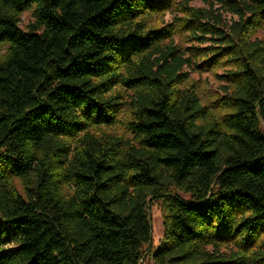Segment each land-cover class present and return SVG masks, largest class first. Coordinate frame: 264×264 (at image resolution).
Returning a JSON list of instances; mask_svg holds the SVG:
<instances>
[{
  "label": "trees",
  "instance_id": "16d2710c",
  "mask_svg": "<svg viewBox=\"0 0 264 264\" xmlns=\"http://www.w3.org/2000/svg\"><path fill=\"white\" fill-rule=\"evenodd\" d=\"M205 1L0 0V264H142L156 199L155 264H264V0Z\"/></svg>",
  "mask_w": 264,
  "mask_h": 264
},
{
  "label": "rangeland",
  "instance_id": "374dc122",
  "mask_svg": "<svg viewBox=\"0 0 264 264\" xmlns=\"http://www.w3.org/2000/svg\"><path fill=\"white\" fill-rule=\"evenodd\" d=\"M188 2L190 6L194 7H206L207 3L205 0H172V6L169 10H165L164 13L158 14L156 17L152 19L150 24L152 25H161L164 23L171 22L173 11H176L179 3ZM226 19H230L232 16L228 13L224 14ZM33 21V15L31 10L23 11L19 15L18 25L22 29H26L28 24ZM255 35L263 36V31H258ZM175 41L181 44H184L183 38L179 36H175ZM166 42V41H165ZM6 51L5 45H0V56L4 54ZM226 66L213 67L210 70L201 71V72H192L190 74V78L184 83V87H190L194 85V89L198 92L202 104H204L207 109H210V106L214 104L215 101L217 103H221L222 100L226 97L225 87H231L224 77H221L222 73H224ZM126 96L127 92H123ZM129 93V92H128ZM214 116H218L223 113V109L218 108L213 112ZM130 116V106L126 104L125 107L121 108L119 113L118 121L112 126L99 127L94 128L92 131L94 133L100 134L108 133V134H116L121 136L124 140H128L130 142H134V137L132 133L127 128L126 119ZM13 185L15 188L22 194L26 192V182L20 178L15 177L13 179ZM72 187L69 184L63 183L61 185V192L66 195L71 193ZM176 193L184 199L189 200L190 196L188 193L176 190ZM149 214L152 223V239L150 246L144 245V256L142 259V264H155L152 257L151 251L156 248L163 237V207L162 200L156 199L150 202Z\"/></svg>",
  "mask_w": 264,
  "mask_h": 264
}]
</instances>
